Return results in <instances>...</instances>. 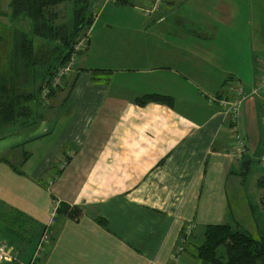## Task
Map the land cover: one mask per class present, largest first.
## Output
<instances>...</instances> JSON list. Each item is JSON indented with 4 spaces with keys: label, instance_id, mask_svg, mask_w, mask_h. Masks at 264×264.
I'll return each instance as SVG.
<instances>
[{
    "label": "crops",
    "instance_id": "obj_1",
    "mask_svg": "<svg viewBox=\"0 0 264 264\" xmlns=\"http://www.w3.org/2000/svg\"><path fill=\"white\" fill-rule=\"evenodd\" d=\"M152 1L102 0L87 49L76 57L80 71L70 93L48 101L29 134L0 140V156L22 172L0 162V200L39 223L37 237L15 244L17 260L7 264H202L187 252L193 235L174 262L183 228L193 223L196 235L200 222L230 219L227 190H241L251 159L264 153L258 128L264 100L249 97L241 109L242 159L236 147L228 152L234 138L211 100L234 99L242 86L241 42L232 40L235 52L223 44L227 31L255 27L254 0H165L147 15ZM111 4L123 16L101 22ZM100 5L94 1L96 11ZM247 70L249 93L259 78L255 56ZM148 94L173 97L174 108L134 103ZM35 144L43 159L29 173L34 149L20 148ZM60 203L79 207L81 217L59 216ZM46 227L49 239L38 251Z\"/></svg>",
    "mask_w": 264,
    "mask_h": 264
},
{
    "label": "trees",
    "instance_id": "obj_2",
    "mask_svg": "<svg viewBox=\"0 0 264 264\" xmlns=\"http://www.w3.org/2000/svg\"><path fill=\"white\" fill-rule=\"evenodd\" d=\"M91 1H11L12 18L27 19L31 30L30 34L15 32L8 72L0 74V138L5 137L8 126H20L27 134L44 119L47 97L52 98L59 91L69 89L70 93L72 90L80 71H75L76 57L87 49L88 32L94 23V17L90 15ZM119 2L124 0H117ZM65 3L73 7L71 22L69 25H58L59 14L54 8ZM36 40L51 46L48 58L45 53L39 52ZM67 67L69 71L61 77L60 84H56L60 71ZM91 72L96 76L100 70ZM134 103L139 106L158 103L174 108L175 99L161 94H148L135 99ZM0 162L22 174L18 167L4 157L0 156ZM57 214L79 219L82 210L60 203ZM97 221L106 226L104 219ZM26 223L29 225L28 234ZM38 229L37 221L0 200V239L14 246L18 242L19 246L23 242L30 244L37 237ZM196 258L202 264H264V241L230 224H210L204 228V241L197 247Z\"/></svg>",
    "mask_w": 264,
    "mask_h": 264
},
{
    "label": "rangeland",
    "instance_id": "obj_3",
    "mask_svg": "<svg viewBox=\"0 0 264 264\" xmlns=\"http://www.w3.org/2000/svg\"><path fill=\"white\" fill-rule=\"evenodd\" d=\"M12 0H0V74L4 72H8L9 68V62H10V55L14 46V34L16 31L29 33L31 30V24L27 19H14L11 15V7L10 3ZM94 1L92 0V7L90 9V15H93L94 13H98V10L102 8L103 3L102 0H97L98 4L101 3L100 7H98L97 11L94 6ZM116 5H119L116 3ZM54 10L59 14V20L57 21L58 25H69L71 22L72 17V4L65 3L60 4L57 7L54 8ZM123 16V12L119 7H115L114 5H110L109 8L105 11L104 16L101 18V22L107 21V17L109 18H116L119 20ZM144 15H140L142 18ZM246 17V15H244ZM255 23V27L253 29L247 30H229L226 32L227 34V42L225 47L229 49V51L235 52L236 50V43L232 42L233 39H237V41L241 42V49H242V65L241 69L238 72V77L242 80V86H239L238 89L241 87L244 90V93L248 95L249 93L245 90V84H252L253 77L250 70H247V65L250 64V57L255 56L256 63H257V72L256 77L261 76V68L262 64L264 63V0H254V6L252 7V17H251ZM150 20V19H148ZM231 39V40H230ZM37 41V46L39 48V52H43L46 55V58L51 54V46H49L44 41ZM238 45V44H237ZM91 70V69H90ZM247 70V71H246ZM246 73V77H245ZM257 77V78H258ZM255 81V80H254ZM257 81V80H256ZM255 81V84H256ZM254 84V86H255ZM66 88V87H65ZM60 90V88H59ZM58 90V91H59ZM57 91V92H58ZM238 91V90H237ZM251 91V90H250ZM69 93V89L58 92L56 97L48 98L47 101L50 102H57L64 98V96ZM46 95V93H44ZM250 98H256L264 100L262 96H249ZM248 97V98H249ZM247 98V99H248ZM246 99V100H247ZM74 103V102H73ZM71 103V104H73ZM245 101L241 105V109L244 105ZM240 117V114H239ZM227 124L229 125L230 122L228 118L224 116ZM239 120V119H238ZM259 131L260 133H264V115L260 117L259 120ZM33 128L32 130H34ZM30 130L28 134L32 131ZM6 135L4 138L8 139H20L22 136L26 135V130L22 129L20 126H8L6 129ZM1 136V133H0ZM242 136V134H241ZM0 138V140L4 139ZM49 138V137H48ZM244 139V137L242 136ZM47 141V140H46ZM244 143L245 139L243 140ZM36 145V144H35ZM41 145V144H40ZM247 145V144H246ZM38 148V150H37ZM233 148H235V139L232 143V147L229 148L228 152L231 151ZM34 149L35 155L28 163L27 167L25 168L29 173H34L39 168V165L41 164L42 158V147L41 146H34L31 148L30 146H27L25 148H20V151H31ZM36 149V151H35ZM262 155V154H261ZM264 155V153H263ZM262 155V156H263ZM262 156H256L259 159ZM12 161L14 159H11ZM258 161H255L254 159H251V163L249 165V170L245 174L243 187L241 190H234L232 188L230 191L227 190L229 194V206L228 214L231 216L229 220H226V223L224 224H230L234 227L241 228L242 230L247 231L249 234H251L255 239L263 240L264 241V184H260L261 177L264 175V169H261L260 163ZM262 164V163H261ZM58 166L57 163L53 164V167ZM67 166V162H64L61 164V169H64ZM48 174V173H47ZM44 175L43 177H50L53 178V174ZM240 179L243 180V176L240 175ZM216 222V221H215ZM217 224H223V223H217ZM209 225L208 223L200 222L198 225L199 227L196 228L194 235V232H192V235L194 236V243L192 245H189L187 247V252L193 254V256L196 254L197 247L204 241V228ZM255 227H257L260 231H258V234L255 233ZM46 231H50V227H46L45 231L43 232L42 236L49 235L45 234ZM192 236L190 237V239ZM2 243H6L9 247L13 248V260L12 263L15 260H17L18 253L16 252L15 246L9 244L7 241L2 240ZM196 242V243H195ZM188 245V244H187ZM175 254V252H174ZM174 262H176L175 257H173ZM199 263H201L199 260H197ZM188 264H196L195 261L189 262Z\"/></svg>",
    "mask_w": 264,
    "mask_h": 264
},
{
    "label": "built area",
    "instance_id": "obj_4",
    "mask_svg": "<svg viewBox=\"0 0 264 264\" xmlns=\"http://www.w3.org/2000/svg\"><path fill=\"white\" fill-rule=\"evenodd\" d=\"M165 0H153L152 5L150 8L145 10V13L147 15H150L154 13L155 11L159 10L160 7L163 5ZM69 71V67L63 69L60 71L58 77L55 80L56 84H60L61 77L66 74ZM249 96H262L264 98V70L263 75L259 77L256 81L255 86L252 87L250 93L246 95L244 93V90L240 87L237 91L236 97L234 99H218L214 98L211 100V103L213 101H217L222 108L223 115L228 118L230 124H229V130H231L233 138L235 139V155L238 159H242L246 153V143L243 142V138L241 136V133L238 129V119L240 114V108L243 102L249 97ZM260 161L264 164V155L260 158ZM56 215V210L54 211V216ZM194 224L190 223L182 230L181 234V241L180 245L177 247L174 257L175 260L179 262L180 258L179 255H181L185 247L188 243V240L190 236L192 235V232L194 230ZM49 239V235H45L42 238V243L40 244L38 251L43 250V243L47 242ZM13 248L9 247L6 243L0 242V264H7V262H11L13 260ZM30 264H35L30 263Z\"/></svg>",
    "mask_w": 264,
    "mask_h": 264
}]
</instances>
